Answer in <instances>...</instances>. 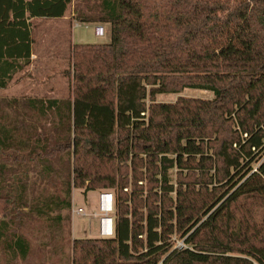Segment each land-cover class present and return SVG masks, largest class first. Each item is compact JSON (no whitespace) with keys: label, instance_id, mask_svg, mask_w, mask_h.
<instances>
[{"label":"trees","instance_id":"trees-1","mask_svg":"<svg viewBox=\"0 0 264 264\" xmlns=\"http://www.w3.org/2000/svg\"><path fill=\"white\" fill-rule=\"evenodd\" d=\"M72 3L0 0V90L31 65L32 22ZM87 11L78 22L109 25L111 42L74 46L69 98L14 99L0 115V246L29 256L12 231L16 203L63 224L75 189L111 190L116 237L74 240L72 264H264V0H96ZM186 90L213 97L158 102ZM31 173L43 189L29 207ZM192 231L195 251L167 256L170 237Z\"/></svg>","mask_w":264,"mask_h":264},{"label":"rangeland","instance_id":"rangeland-1","mask_svg":"<svg viewBox=\"0 0 264 264\" xmlns=\"http://www.w3.org/2000/svg\"><path fill=\"white\" fill-rule=\"evenodd\" d=\"M95 2L96 0H73L66 14L68 24L61 31L59 30L60 25L63 24L57 20L37 19L32 22L33 49L47 58L46 62L42 63V70L35 73L42 75V77L40 80L37 79L36 82L31 83L34 79L33 72H29V67L17 73L10 86L5 90H0V115L5 117L4 112L9 116L14 114V109L10 110L6 107V101L10 102L14 99L22 101L28 97L58 100L69 98L73 86L70 72L73 68L74 46L99 45L111 42L109 26L100 25L105 29V36L100 38L95 34V27L99 24H82L77 20L80 15L79 10L88 12V7H91ZM30 83L31 85H29ZM40 83L44 87H41ZM22 86L25 89L21 90ZM29 86L36 87L38 90L33 91ZM179 97L211 99L213 96L209 92L186 90L181 95H161L158 97V102L174 103ZM16 110L21 113L23 107L20 105ZM1 155L0 152V165L5 162ZM8 166L10 169L20 170V172L25 170L24 168L21 170V167L15 169L16 166L13 163H9ZM20 176L24 177L25 175ZM29 177L27 184L30 187V192L26 196V200L30 207L36 200V195L43 188L40 187L39 182L37 184V177L34 173H31ZM9 186V183L3 186L4 194L7 193ZM18 189L21 190L22 188ZM97 193L98 190L88 192L85 195L83 190L75 189L72 195V208L73 206L83 207L89 212H93ZM87 201H89V205ZM15 205L17 209L11 217L12 231L23 235L28 240L30 253L26 260H22L14 258L5 246H0V264H72L74 240L98 238L95 221L74 216L72 208L70 211L62 213L66 220L63 224H59L52 219L38 218L28 208H25L24 204L16 203ZM4 211V203L0 201V220L3 219L2 213Z\"/></svg>","mask_w":264,"mask_h":264},{"label":"built area","instance_id":"built-area-1","mask_svg":"<svg viewBox=\"0 0 264 264\" xmlns=\"http://www.w3.org/2000/svg\"><path fill=\"white\" fill-rule=\"evenodd\" d=\"M95 34L97 37L105 36V29L103 26L95 27ZM257 171V169H255ZM142 184V183H141ZM126 192H129L128 189H125ZM89 205V201H87ZM72 213L76 217H85L89 218L90 221L94 220L96 223L97 237L98 239L110 240L116 237V196L111 190H98L96 201H95V210L89 212L83 207L73 206ZM194 231V230H193ZM189 233L186 236L181 237L179 234H173L170 237V251L168 255L173 253H181L184 251H195L193 245L188 242V238L193 233ZM141 238H145L141 236ZM165 258L159 261L157 264H163ZM253 264H258L253 261Z\"/></svg>","mask_w":264,"mask_h":264},{"label":"crops","instance_id":"crops-1","mask_svg":"<svg viewBox=\"0 0 264 264\" xmlns=\"http://www.w3.org/2000/svg\"><path fill=\"white\" fill-rule=\"evenodd\" d=\"M53 20L60 21L59 23L63 24V25H60V29H59L60 31L65 28L66 24H68V21H67L66 17H64L62 19H53ZM103 26H109V25H103ZM109 28H110V26H109ZM46 59L47 58H44V56L42 54H39L38 52H35L33 47H32V58H31V65L29 66V72L30 73L33 72L32 75H33V79L34 80H32L31 83L36 82L37 79L40 80V77H42V75L40 76L38 73L42 70L41 69L42 68V63L46 62L45 61ZM36 72H38V73L35 74ZM43 73H45V72H43ZM31 83L29 85H31ZM40 86L44 87V85L42 83H40ZM29 87L32 88L33 91H37L38 90L36 87H33V86H29ZM41 87H40V89H41ZM23 89H25L24 86L21 87V90H23Z\"/></svg>","mask_w":264,"mask_h":264}]
</instances>
